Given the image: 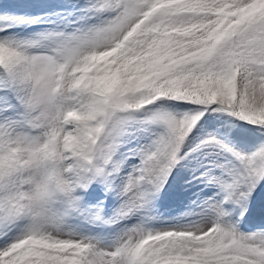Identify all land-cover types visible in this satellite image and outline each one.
<instances>
[{"label":"snow or ice","instance_id":"obj_1","mask_svg":"<svg viewBox=\"0 0 264 264\" xmlns=\"http://www.w3.org/2000/svg\"><path fill=\"white\" fill-rule=\"evenodd\" d=\"M0 264H264V0H0Z\"/></svg>","mask_w":264,"mask_h":264}]
</instances>
